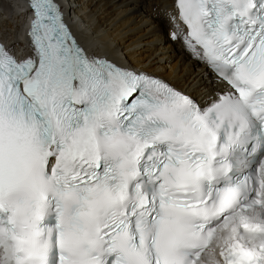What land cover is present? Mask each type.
<instances>
[{"label": "snow or ice", "instance_id": "obj_1", "mask_svg": "<svg viewBox=\"0 0 264 264\" xmlns=\"http://www.w3.org/2000/svg\"><path fill=\"white\" fill-rule=\"evenodd\" d=\"M28 7L29 53L0 44V264H264V0H174L228 86L204 106Z\"/></svg>", "mask_w": 264, "mask_h": 264}, {"label": "bare ground", "instance_id": "obj_2", "mask_svg": "<svg viewBox=\"0 0 264 264\" xmlns=\"http://www.w3.org/2000/svg\"><path fill=\"white\" fill-rule=\"evenodd\" d=\"M61 2L70 20L75 21L78 38L89 51L158 76L190 96L209 93V88L216 85L210 69L180 43L179 33L169 21L171 0ZM16 3L17 0H0V36L9 44L16 40L10 46L13 51L24 43L18 41L19 37L22 39V17L17 14ZM21 6L26 8L24 4ZM149 35L152 36L144 38Z\"/></svg>", "mask_w": 264, "mask_h": 264}, {"label": "rangeland", "instance_id": "obj_3", "mask_svg": "<svg viewBox=\"0 0 264 264\" xmlns=\"http://www.w3.org/2000/svg\"><path fill=\"white\" fill-rule=\"evenodd\" d=\"M12 5H13V4H12ZM151 36H152V35H149L148 37H144V38H149V37H151ZM144 38H143V39H144ZM170 63H172V61H171Z\"/></svg>", "mask_w": 264, "mask_h": 264}]
</instances>
